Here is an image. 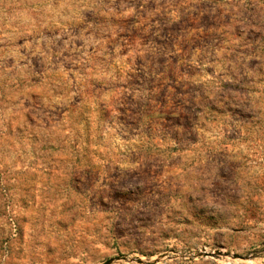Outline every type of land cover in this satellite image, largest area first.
I'll list each match as a JSON object with an SVG mask.
<instances>
[{"label":"rangeland","instance_id":"obj_1","mask_svg":"<svg viewBox=\"0 0 264 264\" xmlns=\"http://www.w3.org/2000/svg\"><path fill=\"white\" fill-rule=\"evenodd\" d=\"M0 264H264V0H0Z\"/></svg>","mask_w":264,"mask_h":264},{"label":"water","instance_id":"obj_2","mask_svg":"<svg viewBox=\"0 0 264 264\" xmlns=\"http://www.w3.org/2000/svg\"><path fill=\"white\" fill-rule=\"evenodd\" d=\"M234 258H238L237 256H234Z\"/></svg>","mask_w":264,"mask_h":264}]
</instances>
